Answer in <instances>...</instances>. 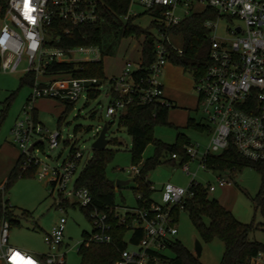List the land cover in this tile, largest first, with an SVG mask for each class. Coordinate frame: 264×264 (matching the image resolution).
I'll return each mask as SVG.
<instances>
[{
  "label": "built area",
  "instance_id": "obj_1",
  "mask_svg": "<svg viewBox=\"0 0 264 264\" xmlns=\"http://www.w3.org/2000/svg\"><path fill=\"white\" fill-rule=\"evenodd\" d=\"M129 2L128 12L122 19L128 21L132 17L139 18L145 11H150L151 25L157 30V35L150 31L156 37V51L155 60L146 73L136 75L142 66L141 58L137 66L126 61L118 75L103 79L78 78L70 71H49L54 63L76 64L102 59L99 47L64 49L57 46L63 35L71 36L82 26L93 25L101 20V8L97 0H28L27 9L25 0H8L4 16L0 17V70L17 73L26 60L28 66L23 70L25 75L35 73L32 92L23 108L24 115L15 121L11 136L20 150L21 172L34 171L38 179L46 181L52 187L51 193L57 192L59 195L58 207L61 212H66V207L71 206L79 207L88 214L93 231L77 249V253L82 256V249L93 244L115 246L117 228L125 227L128 230L124 236L126 247L120 251L115 264H169L170 255L167 251L179 232L175 208L184 210L185 201L194 196L192 188L202 185L196 181L197 173L191 174L190 162L199 161L200 169L213 171L207 167V158L221 154L230 145H234L250 161L264 160V0ZM198 5H204L203 9H198ZM137 6L143 11L135 10ZM207 8L214 9L217 17L205 23L209 30L210 65L205 75L196 82V91L200 108L212 125L211 138L204 150L199 143L186 145V159L177 153L171 155L175 161L181 162L184 159L183 170L193 178L190 185L181 187L164 184L161 203L152 199L144 200L136 207L120 206L117 203L108 211L97 208L90 190L77 184L86 166L80 170L85 157L81 149L72 145L67 157L57 162V165L44 162L35 154L44 140H48L50 148L55 150L60 146L62 138L60 131H49L39 120L36 106L38 100L54 99L65 104L74 103L89 96L91 91L101 92L106 83L110 98L108 117L120 119L130 104L160 103L170 106L163 97L162 75L171 62V48L180 54L183 52L172 41L170 29ZM223 17L242 22L236 28H228L224 38L216 33ZM57 21L68 26L59 32ZM142 39L141 51L144 35ZM74 53H83L87 57L78 61L66 59L67 55ZM41 76L54 78L41 81ZM68 141H65L66 144ZM141 166L142 163L133 165L127 172L138 176L141 174ZM220 173L230 174L228 171ZM221 175L217 178V184L209 182L203 185L208 193L232 186V182ZM67 223L68 218L63 216L45 233L48 252L39 254L13 245L10 242L12 221L6 216L1 217L0 264H68L69 249L65 237ZM138 233L142 237L135 244L132 238ZM250 264H264V252L251 258Z\"/></svg>",
  "mask_w": 264,
  "mask_h": 264
},
{
  "label": "rangeland",
  "instance_id": "obj_2",
  "mask_svg": "<svg viewBox=\"0 0 264 264\" xmlns=\"http://www.w3.org/2000/svg\"><path fill=\"white\" fill-rule=\"evenodd\" d=\"M204 5H198V9H203ZM135 10L142 12V8L135 7ZM152 18L149 14L142 15L137 19L138 25L149 28L153 34L157 35V30L151 25ZM217 34L219 37H226L228 28H236L242 25L238 19L223 17L219 21ZM106 28V25L104 26ZM103 50L106 53L102 56L105 72L108 77L117 74L123 63L131 61L137 66L141 58L142 37L134 35L130 37L117 38L106 29L104 34ZM172 41L177 47L181 45L179 37H172ZM86 54L74 53L66 56V59L76 61L85 59ZM78 66L79 63H76ZM178 66L174 63H171ZM28 66L26 60L22 62L17 73H5L0 70V197L2 202H7L10 209V219L12 227L10 232V242L26 251L44 254L48 252L45 243V233L59 221L63 216L68 218L66 226V244L69 253L67 255L68 264H82V256L77 253V249L93 231V224L88 214L81 208L66 207V212H61L58 203L57 192L51 193L52 187L46 182L37 178L35 173L19 177L9 188L4 189L8 177L20 157V150L14 144L11 136V129L17 119L23 117V108L32 92V85L23 82L25 76L24 69ZM183 77L173 78L174 100L169 109L168 125H158L154 131L156 139L168 144L176 143L180 134L186 135L190 143H199L204 150L209 145L211 134L207 131L188 127L190 118L198 123L212 126L204 116L199 102V95L196 91V81L190 72L184 73ZM118 75V74H117ZM53 76H41V81L53 79ZM110 104L108 96V86L106 83L101 88L97 98L89 96L82 97L72 103L73 108L67 112L64 119L59 122L60 116L66 109V104L54 99H40L36 106L39 120L51 132L60 131L62 134L60 146L52 150L48 140L38 147L36 152L44 162L57 165V162L65 159L72 145L81 149L84 154V161L80 168L93 157L95 149L93 143L98 138L100 131L106 123L109 124L107 138L109 140L118 139L120 144L111 145L115 151L114 160L108 166L107 174L114 180L130 181L126 187L117 192V203L120 206L136 207L138 204L137 195L133 188L135 176L127 172L133 167L132 162V137L125 127H121L118 118L107 116V108ZM70 140V141H68ZM65 141H68L66 144ZM155 146L150 144L143 159L154 156ZM61 155L59 159L58 156ZM199 161L190 162L191 174L197 173L196 181L202 185L207 183L217 184V178L222 173L218 171H208L199 168ZM222 177L230 180L232 186L218 188L209 193L210 199L218 200L225 208L230 210L235 218L243 224H255V230L250 234L251 240H256L264 244V217L261 211H256L254 198L262 187V176L251 166H245L234 176L223 173ZM150 181L154 190L152 199L155 202H162V192L159 189L167 183L188 187L192 181V175L187 174L180 165V161L168 162L158 165L149 173ZM209 224V219L205 220ZM178 234L175 240L181 242L191 253L199 258L202 264H221L225 245L220 239L206 242L199 235L188 211L182 210L178 221ZM200 241L203 247L201 255L196 253V242ZM132 249L131 247H129ZM167 254L175 256L172 250Z\"/></svg>",
  "mask_w": 264,
  "mask_h": 264
},
{
  "label": "trees",
  "instance_id": "obj_3",
  "mask_svg": "<svg viewBox=\"0 0 264 264\" xmlns=\"http://www.w3.org/2000/svg\"><path fill=\"white\" fill-rule=\"evenodd\" d=\"M101 8V20L93 25H85L76 30L71 36L63 35L62 41L57 46L64 49H70L79 46L99 47L104 56L103 41L106 29L113 33L115 37H130L134 35L137 38L145 36L142 44V66L136 72V75L146 73L147 68L155 60L156 37L150 33L149 28H144L134 22L138 17H132L124 21L122 17L127 14L130 2L129 0H97ZM8 0H0V17L4 16ZM151 14L145 11L142 15ZM141 15V16H142ZM217 12L212 8L204 9L200 13H194L186 18L179 25L170 29L171 37L181 39L180 48L182 54L176 49L171 48L170 61L190 72L197 82L203 77L210 65V39L209 30L205 23L209 19H216ZM106 25V28L104 26ZM56 26L61 32L68 24L57 21ZM78 66L75 63H54L49 67L50 72L70 71L78 78L97 77L103 79L106 77L103 59L100 61L81 62ZM35 73H29L22 79L23 82H29L33 85ZM100 95V91H91L89 97L94 99ZM170 106L160 103L151 105L130 104L125 109L119 119L121 127H125L132 137V162L133 165L142 163L141 174L135 176L136 186L133 188L137 195L138 203L144 200L152 201L154 186L148 179L149 173L162 163L176 161L171 158L174 153L185 157V146L190 143V139L180 134L176 143L168 144L158 140L154 136V131L158 125H168V116ZM73 108L72 103H66V109L60 116L61 122L68 111ZM111 124V123H109ZM188 127H193L201 132L207 131L211 134L210 126L198 123L190 118ZM111 145H118V139L110 140ZM153 144L155 154L152 157L143 159L147 147ZM115 151L112 148L104 150H95L93 157L88 161L84 170L78 179L79 187H86L90 190L94 205L104 211H108L117 204V192L123 187H116V182L108 174V166L114 160ZM186 159V157H185ZM184 160V159H183ZM180 162V165L184 161ZM207 167L218 172H230L234 176L245 166L255 168L262 176V187L254 198L256 211L260 210L264 217V160L250 161L244 158L234 147L230 145L221 154L210 155L206 160ZM34 171L23 173L19 167V161L12 169L4 189L6 190L19 177L33 174ZM194 196L184 203V211H188L192 222L194 223L199 235L206 242L214 239H220L225 245L224 255L221 264H250L251 258L259 252H264V244L251 240L250 234L255 230V224H243L239 222L233 213L225 208L218 200L210 199L209 193L203 185L192 188ZM182 211L175 208V215L179 221ZM10 209L7 202L3 203L0 197V218L6 216L10 219ZM209 219V224L206 223ZM11 220V219H10ZM128 230L125 227H119L116 230V245H90L84 247L81 251L82 261L87 264H115L120 257V251L126 247L124 236ZM142 234L138 233L132 238L133 243H139ZM170 250L175 256H170L169 264H202L198 257L191 253L181 242L175 240L170 246Z\"/></svg>",
  "mask_w": 264,
  "mask_h": 264
},
{
  "label": "crops",
  "instance_id": "obj_4",
  "mask_svg": "<svg viewBox=\"0 0 264 264\" xmlns=\"http://www.w3.org/2000/svg\"><path fill=\"white\" fill-rule=\"evenodd\" d=\"M141 54H142V51H141ZM142 57V55H141ZM172 62H169L167 64V66L165 67L164 69V72H163V75H162V83H163V90H164V99L167 100L170 104H174L176 103L174 98V88H173V84H172V79L173 78H180L183 77L185 74V70L184 68H182L181 66H175L173 64H171ZM124 65L125 63H123L121 69L119 72H117V74H119L122 69L124 68ZM105 68V67H104ZM117 74H111L109 75L110 76H113V75H117ZM105 75L107 76L106 72H105ZM183 75V76H182ZM19 161V159L17 160V162ZM214 171V170H213ZM148 179L150 180L149 176H148ZM151 182V181H150ZM152 183V182H151ZM153 184V183H152ZM162 188L163 186L159 189V191L162 192ZM155 191V190H154Z\"/></svg>",
  "mask_w": 264,
  "mask_h": 264
},
{
  "label": "water",
  "instance_id": "obj_5",
  "mask_svg": "<svg viewBox=\"0 0 264 264\" xmlns=\"http://www.w3.org/2000/svg\"><path fill=\"white\" fill-rule=\"evenodd\" d=\"M108 130H109V123H106L102 130L100 131L98 138L96 139V141L93 143V148L95 150H104L108 147V145L110 144V140L107 138V134H108ZM38 143V142H37ZM36 144V143H35ZM35 146V145H34ZM34 146L31 148V150L34 148ZM130 183V181H124V180H117L116 181V187H121V186H126ZM196 253L198 255H201L203 247L200 241L196 242V247H195Z\"/></svg>",
  "mask_w": 264,
  "mask_h": 264
},
{
  "label": "snow or ice",
  "instance_id": "obj_6",
  "mask_svg": "<svg viewBox=\"0 0 264 264\" xmlns=\"http://www.w3.org/2000/svg\"><path fill=\"white\" fill-rule=\"evenodd\" d=\"M28 7V0H25V8L27 9Z\"/></svg>",
  "mask_w": 264,
  "mask_h": 264
}]
</instances>
